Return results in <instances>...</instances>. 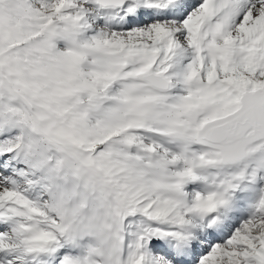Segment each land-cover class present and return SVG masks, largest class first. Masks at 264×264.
<instances>
[{"label":"snow or ice","instance_id":"obj_1","mask_svg":"<svg viewBox=\"0 0 264 264\" xmlns=\"http://www.w3.org/2000/svg\"><path fill=\"white\" fill-rule=\"evenodd\" d=\"M0 264H264V0H0Z\"/></svg>","mask_w":264,"mask_h":264}]
</instances>
